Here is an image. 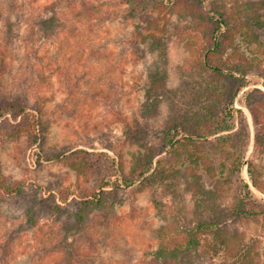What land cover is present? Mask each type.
<instances>
[{
  "label": "rangeland",
  "instance_id": "374dc122",
  "mask_svg": "<svg viewBox=\"0 0 264 264\" xmlns=\"http://www.w3.org/2000/svg\"><path fill=\"white\" fill-rule=\"evenodd\" d=\"M201 1L205 11L229 8L235 3ZM260 1L238 0L240 4ZM155 4L167 3L0 0V65H5L0 76V110L6 100L20 101L39 112L41 121V139L34 144L20 126L37 123L34 117H0V167L8 182L20 183L23 190L22 197L0 191V264H63L66 245H73V264H154L158 230L175 220L185 223L201 212L198 203L202 195L186 189L184 180L179 184L142 182L130 188L119 187L121 178L130 174L133 156L139 151L156 147L162 156L170 158L163 133L167 111L156 113L150 120L142 115L147 63L138 48L136 27L141 14L147 15L141 9L157 12ZM54 13L59 27L46 37L39 23ZM260 16L264 18V11ZM166 20L180 26L170 24L167 28L170 40L165 65L170 85L176 86L181 79L199 77L197 56L186 47L187 41H198V35L190 32L187 22L175 14L167 12ZM254 22L250 25L257 41L240 34L234 45L264 67V28ZM260 74H249L248 87L235 100L234 106L240 112L231 121L232 130L212 136L204 145L219 164L218 197L226 205L244 194L243 180L250 184L255 202L264 207V194L252 186L248 173V165L253 163L264 177V154L261 146H256L258 130L251 113L252 106L264 102ZM128 127L141 131L136 138L143 147L127 137ZM217 139H231L238 144L244 155L240 176L230 171V158L227 151L215 146ZM76 150L91 154L86 156L88 183L64 161L55 159L60 153ZM213 183L208 180L207 187ZM101 189L116 195L113 211L107 216L103 211L94 213L81 232L63 231V223H72V214L82 198ZM34 199H45L46 207L39 208L36 203L37 225L32 227L27 210ZM50 205L60 206L62 213L47 209ZM230 229L237 230L239 240L250 247L252 264H264V217L235 220ZM9 240L5 253L3 245ZM214 242L211 236L204 241L206 264H232L237 257Z\"/></svg>",
  "mask_w": 264,
  "mask_h": 264
},
{
  "label": "trees",
  "instance_id": "16d2710c",
  "mask_svg": "<svg viewBox=\"0 0 264 264\" xmlns=\"http://www.w3.org/2000/svg\"><path fill=\"white\" fill-rule=\"evenodd\" d=\"M166 3L155 4L153 8L157 12L141 9V13L146 11L147 15L141 14V22L136 28L138 48L144 53L147 63L142 115L146 120H150L156 113L167 111L163 133L164 148L167 149L166 154H169L170 158L162 156V152L156 147L139 151L133 156L130 174L121 178L119 187L130 188L142 182L179 184L184 180L186 189L202 195L198 203L201 204L199 207H202L199 214L195 213L185 223L179 224L178 220H175L158 230L159 244L152 257L154 264H206V256L204 257L202 249L208 236L215 241V245L220 243L225 252L237 257L232 264H252L250 247L243 244L242 239L239 240L238 231L231 230L230 223L235 220L256 221L264 217V207L255 202V194L250 184L243 180L242 196H238L231 205L219 200L220 182L217 180L219 164L204 145L212 136L232 130L231 121L240 112L235 108L234 102L240 91L248 87L249 74L261 73L260 78L264 80L262 63L250 60L234 45L236 36L240 34L257 41L250 23L257 21L254 23H257L259 28H264V18L260 16L261 11H264V0L248 4H240L235 0L229 8L221 6L210 11H205L201 0H166ZM166 11L177 15L179 20L186 21L188 30L198 35V41L189 40L186 47L197 56L195 65L199 77L191 81L181 79L176 86L170 85L165 65L170 40L167 28L168 25L175 24L171 20H166ZM39 25L44 36L50 37L59 27V20L54 13L48 19L42 20ZM175 27L180 26L175 24ZM229 50H232V53H229ZM4 72L5 65L1 64L0 76ZM263 108L264 102L251 108L256 131L258 130L256 146H261V154H264ZM32 111L20 101L6 100L5 107L0 110V117L6 115H13L16 119L20 116L34 117L37 123L20 126L27 130L31 141L38 144L41 139L39 130L41 121L39 112ZM140 133V130L128 127L126 135L143 147L144 144L136 138ZM215 146L227 151L230 171L240 176L244 155L239 151L238 144L231 139H217ZM89 155L91 154L85 150H76L70 154L60 153L55 159L64 161L68 168L78 177L83 176L84 181L88 183L90 168L86 156ZM248 173L252 186L264 194V177L259 175L258 167L249 163ZM204 176L209 178L203 179ZM208 180L214 181L211 188L207 187ZM11 184L0 167V191L22 197L21 184ZM36 203L39 208L46 207L45 199L40 201L34 199L28 207V223L32 227L37 225L34 207ZM116 203V195L107 190L101 189L85 195L72 214V223L68 224V220L63 223V231L67 234L71 231L81 232L94 213L103 211L107 216L113 211ZM155 203L159 207L157 200ZM47 209L60 214L63 211L57 205H50ZM9 238H12V234ZM9 242L10 240L3 245L5 253L9 248ZM70 246L73 245L65 247L63 264H73L74 257Z\"/></svg>",
  "mask_w": 264,
  "mask_h": 264
}]
</instances>
